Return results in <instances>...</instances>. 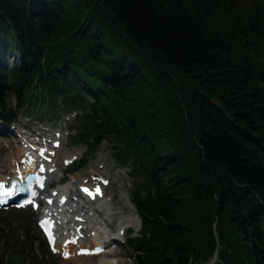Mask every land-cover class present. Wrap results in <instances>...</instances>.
I'll use <instances>...</instances> for the list:
<instances>
[{
	"label": "trees",
	"instance_id": "obj_1",
	"mask_svg": "<svg viewBox=\"0 0 264 264\" xmlns=\"http://www.w3.org/2000/svg\"><path fill=\"white\" fill-rule=\"evenodd\" d=\"M11 48L0 120L74 110L73 144L108 142L135 264H264L263 0H0Z\"/></svg>",
	"mask_w": 264,
	"mask_h": 264
},
{
	"label": "rangeland",
	"instance_id": "obj_2",
	"mask_svg": "<svg viewBox=\"0 0 264 264\" xmlns=\"http://www.w3.org/2000/svg\"><path fill=\"white\" fill-rule=\"evenodd\" d=\"M264 1V0H263ZM12 48L9 49V53L6 55H1L0 58L4 59L6 62H10L12 60ZM14 52V51H13ZM9 103L12 105L13 97H8ZM72 111L71 110H60V108H56L53 114H50L47 110L44 111H35L34 109H29L23 104L20 109L16 113V117L13 119L16 124L14 131L21 132V130H27L24 127H30L32 129L46 128L47 126H51L52 129L57 128L59 126L61 132V144L59 146L58 152L59 154H76L77 157H84L86 159V163L73 172H69L65 177V185L68 184L70 188H74L75 184H77L81 178L86 177L89 173L93 170H99L102 173H110L108 174V179H111L109 184L106 186L105 196H113L112 202L114 203L113 207L118 213L112 214L107 216L109 224L111 225L108 229L110 231H114L116 228L114 225L119 222L118 218L123 214L128 213L126 208V201L133 207V205L129 202V189L131 187V183L129 181V177L126 174L128 170L127 167L122 168L118 167V164L112 159L110 154V148L108 146V142L106 140H102L98 146L91 151L90 153L87 151L85 144H78L74 145L70 143L68 139V125L72 122ZM4 123V122H3ZM26 124V125H24ZM40 126V127H39ZM10 127V126H9ZM9 127L3 126L0 123V148L4 150L5 148L12 147L14 149L17 148L16 145V134L14 131H10ZM39 127V128H38ZM49 134V133H48ZM51 134V132H50ZM53 134V133H52ZM14 146V147H13ZM64 156V155H63ZM78 158V159H79ZM77 159V160H78ZM61 171L56 173V176L60 174ZM105 175V174H103ZM116 175H118L116 177ZM111 176V177H110ZM74 180V181H73ZM72 181V183H71ZM70 183V184H69ZM124 195L125 200L121 201L120 196ZM127 199V200H126ZM124 208V209H123ZM134 208V207H133ZM123 209V211L121 210ZM125 212V213H121ZM105 214V213H104ZM35 213L29 207L25 208H10L6 210H0V259L8 263L12 260L15 262V259L20 258L23 256L25 252L24 260H16V264H34V257L27 256L26 251L27 249V242L26 239H32V251L37 254L39 258L40 264H74L73 260L69 262H64V259L58 254H52L50 252L41 255L44 252V248L41 249V253L39 248H37V236L41 237L40 233L38 232L37 228L35 227ZM138 217L135 214L134 222L131 223L134 226L133 232H135L137 228ZM118 221V222H117ZM130 224V223H129ZM31 243V241H30ZM23 247V253H19L17 249L19 247ZM39 246V245H38ZM130 248L126 247L124 243H116L114 247V256L117 260L122 262V264H135L134 258L129 253ZM109 256H105L103 254L92 256L84 261H80V263H88L94 262L99 259H113L108 258ZM37 260V258H36ZM79 264V263H78ZM189 264H208L204 262H191Z\"/></svg>",
	"mask_w": 264,
	"mask_h": 264
},
{
	"label": "bare ground",
	"instance_id": "obj_3",
	"mask_svg": "<svg viewBox=\"0 0 264 264\" xmlns=\"http://www.w3.org/2000/svg\"><path fill=\"white\" fill-rule=\"evenodd\" d=\"M24 128L27 130H21V132L19 133L20 139H22V138H36L37 141H42L40 136H41V134L46 132V133H49L48 134L49 137H52L51 139H53V138L56 139L58 141V144H59V135L53 129L41 128L40 130H38V129H32L28 126L24 127ZM50 132H51V134H50ZM51 139L50 138L48 139L49 140L48 144H50ZM48 140L45 139L43 142L46 143ZM58 144L54 147H51L52 150L54 152H56V154H57ZM20 150H21L20 145H17L16 149H14L10 146L8 147V149L5 148L4 150H2V148H0V172H4L6 170L9 171L11 169L12 163H13L12 160L17 159L20 156ZM68 156H70V155L67 154V155H64L63 157L66 158ZM52 160H53V165H57L56 157H53ZM49 176L53 178L52 173H49ZM117 176L118 175H116V177ZM71 183H72V181H71ZM68 186H69L68 184H66V185L63 184V185L59 186L62 188L61 190H63L62 192L59 193V196L61 195V193L65 194L66 192L69 191V189L67 188ZM110 198H111V195L110 196H108V195L104 196L103 199L105 201H103V199H102V200H100V203H105V202L109 203L108 201ZM120 200L124 201L125 196L121 195ZM125 203L128 206V208H127L128 213L123 214L122 216H120L118 218V220H119L118 225L119 226L117 228L121 227V225H126L128 223L131 224L134 222V219H135L136 213L134 211V208L127 201ZM67 204H68L67 202H64V203L58 205L57 211L55 213L57 215H59L61 217V219H65V221L68 222V225H70V223H71L70 213L67 211V209H63L64 206H66ZM98 205L99 204H96V206H98ZM69 206H72V205L70 204ZM108 207H109V204L106 206V208H108ZM90 208L91 207H86V206L81 207V209L83 210V215H86L88 213V210H90ZM111 209L114 210V212L112 214L118 213L115 210V207H112ZM106 211H108V209H106ZM101 220H102V222L100 221L99 225L95 226L96 227L95 229H93L94 227H93L92 223H89L88 221H85V220L82 221L83 227L80 230L85 232V231H90L91 229H93L96 231L98 230L99 232L97 231V234H95L93 236L90 233H87L86 238L82 239V241H79L77 243H73V242L67 243L64 246L65 247L64 249L67 250L68 255L65 258H61V259H64V262L67 263V262L73 260L74 264H78V263L79 264H122V262H120L119 260H117L115 258H113V259H99V260L94 261V262L80 263V261H84L85 259H88V258L92 257L93 255H89V254L88 255H80V254L77 255L76 249L78 247L87 246L89 248H92L101 239L104 241L107 238V236H108L107 232H110V234H111V236H109V240L112 239V241H115L114 240V234H115L116 229L113 232L110 231V229H108L111 225L109 224L107 216H102ZM86 226H88V227L86 228ZM107 245H109V243ZM107 249H111V248H107ZM111 254H114V250H112ZM77 260H80V261L77 262Z\"/></svg>",
	"mask_w": 264,
	"mask_h": 264
},
{
	"label": "snow or ice",
	"instance_id": "obj_4",
	"mask_svg": "<svg viewBox=\"0 0 264 264\" xmlns=\"http://www.w3.org/2000/svg\"><path fill=\"white\" fill-rule=\"evenodd\" d=\"M3 189H4V185H3L2 182H0V195H4V194L11 195L10 192H9V193H4ZM85 191H87V190H85ZM96 191L99 192V189L97 188ZM33 195H35V194L33 193ZM0 203H4V201H3L2 199H0ZM24 203H30V201H24ZM18 206H23V204L18 205ZM46 224H47L46 221H41V226H42V227H45ZM45 231H46V233H47V235H48L49 243H53V237H52L50 231H48L47 227H45ZM101 250H102V249L97 248V249L92 250V251H96V252H98V251H101ZM53 251H56V249H55L54 247H53ZM87 252H88V250H84V249L81 250V254H85V253H87ZM67 255H68V253H65V256H67Z\"/></svg>",
	"mask_w": 264,
	"mask_h": 264
}]
</instances>
